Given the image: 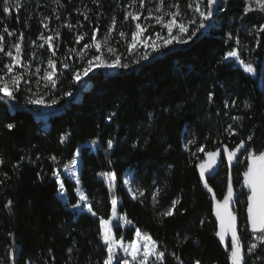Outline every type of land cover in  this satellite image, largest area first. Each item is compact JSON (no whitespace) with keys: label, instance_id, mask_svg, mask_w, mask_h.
<instances>
[{"label":"trees","instance_id":"trees-1","mask_svg":"<svg viewBox=\"0 0 264 264\" xmlns=\"http://www.w3.org/2000/svg\"><path fill=\"white\" fill-rule=\"evenodd\" d=\"M127 1L21 0L19 9L12 6L5 12L0 0L5 51L15 54L12 46L20 43L21 72L30 65L25 77L28 86L40 95L46 93L47 100H56L44 122L36 119L40 111L28 103L23 84L14 99H0V160L4 161L0 165V264H10L11 254V264H104L107 246L101 240L99 221L110 219L114 197L119 200L118 213L130 222L127 229L114 228L117 239L131 242L140 230L165 252V264H231V242L218 241L212 217L213 195L223 200L228 170L223 161L218 174L208 179L209 192L197 172L205 159L197 149L203 146L205 151L219 150L224 155V147L232 150L243 140L240 161L246 149L264 151V90L258 86V77L264 79V31L245 32L253 25L264 26V12L245 14L244 0H227L228 9L215 15L223 16L222 21L186 45L127 71H96L76 84L74 74L84 67L77 59L76 50L82 46L76 43L77 35L89 42L95 28L101 33L107 30L111 17L119 32L124 28L121 9ZM229 33L248 46L240 59L252 65L254 77L224 60L234 47ZM41 35L54 37L52 51ZM38 56L56 60L54 89L31 78ZM8 62L10 58L0 53V70ZM8 124L14 127L9 130ZM65 134L67 139L61 143ZM192 140L195 143L184 146ZM76 152L79 185L63 180L64 204L54 172L70 164ZM246 167L247 161L236 163L232 171L240 200L234 207L240 212L243 251L254 242L245 216L247 192L241 189ZM126 172L142 190L141 198L133 199L126 191ZM106 176L113 185L111 192ZM77 188L96 216L71 208L78 202ZM174 200L179 203L173 215L161 216ZM246 258L247 264H264V245L258 243L256 253Z\"/></svg>","mask_w":264,"mask_h":264},{"label":"snow or ice","instance_id":"snow-or-ice-1","mask_svg":"<svg viewBox=\"0 0 264 264\" xmlns=\"http://www.w3.org/2000/svg\"><path fill=\"white\" fill-rule=\"evenodd\" d=\"M95 2V0H94ZM132 5L135 6L138 2L140 8H144L145 0H131ZM217 0H193V3L189 4V7L192 8L199 17L198 22L195 19L189 20L185 23L183 20L178 21V17L181 16L179 11H171L168 13H163L161 6L164 3V0H160V3L154 9L155 13L158 15L153 16L152 12H149L147 17L144 19H154L156 24L161 25L163 29H167V36H161L159 32H156L154 35L149 33L147 36L144 34L148 32V26H142L140 23L135 24V30L131 33V42L128 44L129 52H132L136 49L137 45L142 44L145 49L151 47L152 51H159L162 47H168L173 44H187L192 37L196 36L197 32H200L201 29H205L211 27L210 23H206L212 20L214 15V5ZM255 3L256 8L252 7V3ZM59 3V0H57ZM4 11L8 12L10 7L14 6L17 9L21 7V0H13V3L10 4L9 0H4ZM202 5H206L202 7ZM173 8H178V5H171ZM264 12V0H246V6L244 8L245 14L253 12V11ZM168 15L171 19L165 21L164 16ZM87 19V16H85ZM131 18L134 22L140 19L139 11H129L126 12L125 20ZM196 24L194 30H192L189 34V25ZM47 28V24L44 25ZM71 27V26H69ZM115 28V20H113L112 26L109 28L108 32L104 35V38H97V30H94L91 34V42L85 43L82 49L79 51V55L81 58L87 56V52L85 50L95 48L97 53H102L104 48L107 49L109 54L114 55L115 49L109 45V40L111 39L112 32ZM178 29V32H173V29ZM8 35H13L12 32H9L7 28L4 29ZM260 31H264V26L260 27ZM187 34V36H186ZM22 35V34H21ZM119 35L123 38L125 36L124 32H120ZM59 37L57 33L56 38ZM143 37V39H141ZM53 36L44 37L41 35L40 39H43L45 43L48 45V49L52 51L53 49ZM231 38V37H229ZM83 35H78L76 37V43H79L83 40ZM239 43V42H238ZM41 44L39 47H43ZM14 48L15 54L10 49L5 51L4 49V36L0 35V53H3L4 56L10 58V62L5 63L4 70H0V93L3 94L0 99L3 97H7L8 100L14 99L15 92L19 90L21 81L24 80L25 84L28 83L25 77L28 74V68L30 65H24L23 72H15L14 68H19L22 64L21 60V45L20 43H16L12 46ZM70 51H75L70 50ZM52 55L55 56V52H52ZM234 59L238 62L242 67L244 72L253 73L254 69L251 64L244 63L235 48L229 51L224 57L225 60ZM140 59L147 60L148 53L146 52ZM133 63H138V61L134 60ZM128 63H123L121 57L119 55H115L114 59H107L103 55H92L87 59V64L82 68L81 71H77L74 74V80L79 81L82 76H87L90 72L95 68H103V69H119L129 68ZM64 67H68L67 64H64ZM43 71L42 76H38L37 83L41 80L44 81V87H56V81L54 77L57 76L56 70V60L49 58L47 61V68L41 69L39 67L35 68V74H39ZM35 95V94H34ZM65 95H71V92L65 93ZM212 100L211 95L209 96V101ZM29 104L33 105H44L45 107H50L51 104H55L56 100L53 99L51 104H45L43 98H33L28 100ZM235 101H233V104ZM225 107H228V104H225ZM245 107H250V105H245ZM115 115V113L113 114ZM111 119V117H109ZM239 119V118H234ZM7 127L11 130L14 125L8 124ZM230 134H235L231 132V126L229 128ZM61 143H63L67 139V134L61 136ZM249 140L252 139L251 136L248 137ZM93 144L96 141L92 142ZM189 143H195L194 140L189 141ZM113 147L112 140L108 141V148L111 149ZM241 149H245V141L241 140V142L236 146V148L229 150L227 147H224L223 153L221 155L219 150L216 151H205L203 146L197 149L198 152H204L205 159L198 164V168L200 170V179L204 182V187L208 189L209 192H212V188L209 187L208 179L211 178V174H214L216 169L223 165V161L226 157L227 163L229 166H232L234 163H241L238 153ZM247 155L245 159L247 161L246 170L243 171V182L241 184V189H247V206H246V214H247V226L250 228L252 233V240L247 246V253L249 255H254L258 248V243L260 245H264V151L260 153H254L251 150H247ZM195 155V153H193ZM55 160V157H52ZM4 163L3 160H0V165ZM206 173H209V176L206 177ZM56 175V183L58 187V193L61 197L66 195V190L64 183L61 181L59 175ZM71 176L75 177L76 173L72 172ZM115 179V177H113ZM77 183L79 180L77 179ZM131 181L126 180L125 184H130ZM110 192L113 191V185L111 180L109 181ZM240 194H243L241 191ZM143 195V192L140 193ZM135 194L133 195V199H135ZM153 199H156V194L153 195ZM80 202H85L86 197L83 193L79 196ZM214 201V215L216 220L219 222V231L216 232V235L220 238L221 241H224L225 236L231 234V250L229 253V259L231 264H247V258L242 253L241 246V236L238 235L240 231L238 225V218L240 216V212L234 207V205L240 203L239 196L234 188L233 181L231 175H229V181L227 185V193L224 195L223 200H217L215 195H213ZM9 201V205H10ZM179 203L178 200H174L172 202L171 207L161 213V216H172L173 209L176 204ZM113 205V214L116 215V205L117 201L115 199L112 200ZM7 206V205H6ZM72 209L80 210L84 209L88 213H91L92 216H96V213L93 211L92 207L89 205L84 208V205L81 203H76L71 205ZM118 220H125L126 218L123 216H117ZM110 221L107 219H100V236L102 242L107 246V258L104 260V264H113L115 260V264H165L166 256L165 252L161 251L157 247V242L154 241L150 236L146 234H142L140 230L136 231V239L130 243H123L121 240H117L113 238V227H118L119 225H112L110 227ZM130 223V222H129ZM117 249L123 252V257L118 256ZM71 251V250H69ZM131 258V260L128 259ZM176 259L179 261V257ZM182 264V262H180Z\"/></svg>","mask_w":264,"mask_h":264},{"label":"rangeland","instance_id":"rangeland-1","mask_svg":"<svg viewBox=\"0 0 264 264\" xmlns=\"http://www.w3.org/2000/svg\"><path fill=\"white\" fill-rule=\"evenodd\" d=\"M159 3H160V0H145L144 8H140L138 2H137V4L135 6H133L131 0H129V1H127L126 3H124L122 5V9L121 10L124 13L123 14V16H124V19H123L124 28H122L121 30H119V32L116 33L115 32L116 31V29H115L116 25H115L114 31L112 32V35H111V39L109 40V45L115 49V54L114 55L109 54L107 52L106 48H104L102 50V53H97L95 51V48H92V49L85 50L87 52V56H85L84 58H81V56L78 53L82 49L83 45L86 43V42L85 43L83 42L84 39L81 40L79 42V44H82V46H81V48H78V50H76V54H77V59L78 60L80 59L82 61V63H84V65H83L84 67L87 64V59L90 58L92 55H103L107 59H114L115 55H119L121 57L122 62L123 63H128L130 66L127 69H124V68L103 69V68H95L94 67L93 71L90 72L87 76H82V78L79 81L75 80L76 84H78V85L82 84L89 75H91L92 73H94L96 71L109 72V73H112V74H116V73L121 72V71H127L130 68H133V67L137 66L138 64H140L142 62L145 63V62L149 61L151 58L163 54L168 49L176 48V47H182V46L186 45V44H176L174 42L173 44L169 45L168 47H162L159 51H152L151 47H148L147 49H145L142 44H139V45H137V47H136V49L134 51L129 52L128 44L131 42V33H132V31L135 30V24L136 23H140L142 26H148V32H146L144 34L145 36H147L149 33H152L154 35L156 32H159L161 34V36H167V34H168L167 33V29H163L161 27V25L156 24L154 19H151V18L150 19H144V17H147L149 15V12H152L153 16L158 15V13H155L154 9L156 8V6ZM190 3H193V0H164V3L161 6V8H162V12L163 13H168V12H171V11H179L181 13V16L177 18L178 21L179 20H183L185 23H187L189 20L195 19L198 22V20H199L198 14L192 8L189 7ZM173 4L178 5V8L171 7V5H173ZM204 6H206V5H202V7H204ZM218 6H220V8H218ZM245 6H246V0H244V8H245ZM228 7L229 6L227 4V0H217L216 4L214 5L213 18H212L211 21L206 22V23H210L211 27L217 26L219 24V22L222 21L223 16L216 17L215 15H219V14L223 13L224 11H226V9H228ZM252 7L256 8V5H255L254 2L252 3ZM129 11H132V12L139 11L140 19L135 21V22L131 18L125 20L126 12H129ZM258 12H260V11L256 10V11H253V12H250V13H258ZM164 19H165V21H167L168 19H171V17H169L168 15H165ZM113 20H114V17H111L109 25L107 27V30L104 31L103 33H101L98 28L94 29V30H97V38L98 39L102 40L104 38V35L108 32L109 28L112 26ZM239 20H241V19H239ZM233 21H235V20H233ZM234 25L236 26L235 28L239 29V26H238L239 24L235 23ZM195 27H196V24L189 25V34H190V32L192 30L195 29ZM211 27H208V28H205V29H201L200 32H197L196 36L199 35V34H202V33H206ZM260 27H261V25H253V26H251V28H248L247 31H245V32H247V34H253V33H256L257 31H260ZM129 29H131L130 36H128ZM236 31H237V29H236ZM120 32H124L125 33V36L123 38L119 35ZM173 32H178V29L174 28ZM78 35H82V34H78ZM186 36H187V34H186ZM196 36H194V37H196ZM194 37H192V38H194ZM229 37H231V38H229ZM141 39H143V37ZM228 39H229V41H231L234 44L233 48H235L237 50L239 56H240V53L242 51H246L248 46L247 45L244 46V45H242V43H238L236 41V38H235V33H229L228 34ZM90 42H91V38H90L89 42H87V43H90ZM41 44L42 43L40 42V45ZM146 52L148 53V59L147 60L140 59V57L143 56ZM48 59L49 58L42 57V56L36 57L35 65L32 67L33 70L30 71L31 78H33V81L35 83H37L38 76H42L43 75V71H41V73H39V74H35V68L39 67L42 70L46 69L47 68ZM134 60L138 61V63H133ZM225 61L230 62L234 66H238V67H240L243 70V67L238 62H236L234 59L230 58V59L225 60ZM81 70H78V71H81ZM4 71H6V69ZM14 71L15 72H21L20 68H14ZM247 74H249V73H247ZM249 75L251 77H254L256 75V73H255V71H253V73H251ZM44 83L45 82L41 80L37 84H39L40 86L44 87L43 86ZM20 85H22L23 88H24V86L27 87V88H24V89H26V92H27L26 93L27 100L33 99V98H37V99L38 98H43L44 101H45V104H51V101L47 100L46 93L40 95V94H38V92H34L32 90V88L30 86H28V84L26 86V84L24 83V80L21 81ZM31 86H33V85H31ZM258 86H259V88L261 90H264V79L262 78V76L258 77ZM87 87H88V85H85V89ZM0 95H3V94L0 93ZM32 106L40 111V114L36 115V119L37 120H42L44 122L47 121L49 114H51V112L54 109L52 104H51L50 107H45L44 105H33V104H32ZM190 144H192V143H190ZM187 145H189V141H187L184 144L185 147ZM245 156L246 155H244L242 157L241 164H243V162L246 161ZM79 171H80V164L78 162V152H76L75 158L73 159V161L70 164H68L67 166H65L64 168H62L61 170H58L56 172V174L60 176L62 182H63L64 179H67L68 181L76 183L77 185H79V183H77V179L79 177ZM72 172L76 173L75 177L71 176ZM123 180H124V187H125L126 191L128 192V194L132 198H133V195L135 194V197H136L135 199L141 198L142 195H140V193L142 192V190L139 188L138 184L133 180V177H132L131 173L126 172L125 175H124ZM126 180L131 181V183L130 184H125ZM105 181L109 185L110 176H106L105 177ZM81 193H82L81 189L77 188L76 191H75V194H76V196L78 198V202L81 203L82 205H84V208L86 209V207L89 206L87 204V202L85 204V202H80L79 201V196H80ZM154 194L157 195V188H155L153 190V195ZM58 196H59V198L61 199V201L64 204L67 203L66 195L61 197L59 195V193H58ZM114 199L117 201L116 215L114 216L113 210H112V215H111V217L109 219V221L111 222L110 223V227L112 225L116 224V225H119V227H122L123 229H127V228L130 227V223L128 222V220L127 219H125V220H118L117 219V216H123V217H125V216L120 214V213H118L117 206L119 204V200L117 198H115V197H114ZM112 209H113V205H112ZM73 210L77 211L78 213L79 212H87L84 209H80V210L73 209ZM114 228L115 227L112 228L113 238L117 239L115 237V235H114ZM136 231H135L133 240L136 239ZM117 240H121L125 244L130 243V242H125L123 239H117ZM117 254L120 257H123V255H124L123 252L120 251L119 249H117ZM244 254H245V257L250 256L247 253V247L244 249ZM13 259H14V256H13V254H11L10 255V264L13 262ZM128 259L131 260L130 257H128ZM113 264H115V260L113 261Z\"/></svg>","mask_w":264,"mask_h":264},{"label":"water","instance_id":"water-1","mask_svg":"<svg viewBox=\"0 0 264 264\" xmlns=\"http://www.w3.org/2000/svg\"><path fill=\"white\" fill-rule=\"evenodd\" d=\"M243 152H244V149H241L240 152L238 153V156L240 157ZM224 162H225V165H226L227 170H228V178H227V185H228L229 175H231V178H232V171H233V168L235 167L236 163H234L232 166H229L228 163H227L226 157L224 159ZM219 170H220V167L216 169L214 174H211V178H214L218 174ZM197 172H198V175H199V178H200V170H199L198 167H197ZM208 176H209V173H206V177H208ZM200 181H201V179H200ZM232 181H233V179H232ZM201 183L204 184L203 181H201ZM244 190L247 192V189H244ZM226 193H227V189H226L225 195H226ZM246 206H247V200H246ZM213 207H214V202L212 204V217H213L214 223L216 224V232H217V231H219V222L216 220V217H215L214 211H213ZM245 216H246V223H247L246 208H245ZM238 225H239V229H240L239 218H238ZM248 231L251 233L249 227H248ZM238 235L240 236V231L238 232ZM216 237H217L218 241L222 245H226L228 242H231V234L226 235L224 241H221L220 238L217 235H216ZM241 244H242V241H241ZM242 253L244 254L243 248H242Z\"/></svg>","mask_w":264,"mask_h":264}]
</instances>
